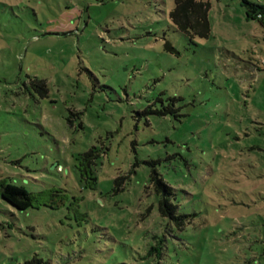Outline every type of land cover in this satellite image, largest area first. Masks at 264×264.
<instances>
[{"label": "rangeland", "instance_id": "1", "mask_svg": "<svg viewBox=\"0 0 264 264\" xmlns=\"http://www.w3.org/2000/svg\"><path fill=\"white\" fill-rule=\"evenodd\" d=\"M206 1L211 36L191 39L175 0H0V180L71 198L0 196V264H264V25ZM94 146L92 189L77 165Z\"/></svg>", "mask_w": 264, "mask_h": 264}, {"label": "trees", "instance_id": "2", "mask_svg": "<svg viewBox=\"0 0 264 264\" xmlns=\"http://www.w3.org/2000/svg\"><path fill=\"white\" fill-rule=\"evenodd\" d=\"M247 4L248 15L252 18L259 19L264 25V4L261 2H254L250 0H244ZM211 3L206 0H175L174 9L171 11V20L177 29L191 39L194 37L209 38L212 33L211 22L209 19ZM42 84L44 92L43 95H47L48 88L43 80H39ZM152 113L167 115L173 113L172 109L165 107L160 109H153ZM101 152L97 147H92L88 151L79 155L78 169L81 174V179L88 188L95 189L98 183V175L96 170L97 160L100 158ZM126 177H119L116 179L115 190L121 191L125 187L123 180ZM152 182L156 192L160 195L159 210L164 217H168L174 221L178 226L182 227L188 221L189 214H183L178 211V206L172 200L174 195L173 188L165 184L160 177L156 175L152 178ZM0 196L6 199L14 207L19 210H27L31 207L49 206L52 208L60 207L65 204L66 200L71 199L66 190L63 188L58 189H46L40 192H34L29 190L24 184L17 183L8 179L0 180ZM59 199H56V198ZM59 200L60 203H56ZM76 196L73 201L78 202ZM156 254L161 257L163 254V247L154 246L149 251V255ZM38 261L36 258L33 262ZM26 264H31L27 261Z\"/></svg>", "mask_w": 264, "mask_h": 264}, {"label": "water", "instance_id": "3", "mask_svg": "<svg viewBox=\"0 0 264 264\" xmlns=\"http://www.w3.org/2000/svg\"><path fill=\"white\" fill-rule=\"evenodd\" d=\"M166 49H167L168 51H171V52H177V50L173 47V45H172L170 42H168V43L166 44Z\"/></svg>", "mask_w": 264, "mask_h": 264}]
</instances>
